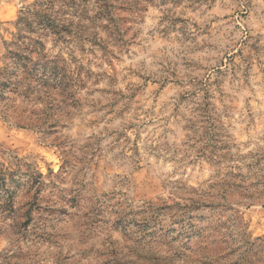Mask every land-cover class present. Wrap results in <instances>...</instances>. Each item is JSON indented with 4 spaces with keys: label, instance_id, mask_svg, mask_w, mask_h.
Wrapping results in <instances>:
<instances>
[{
    "label": "clouds",
    "instance_id": "9594fccd",
    "mask_svg": "<svg viewBox=\"0 0 264 264\" xmlns=\"http://www.w3.org/2000/svg\"><path fill=\"white\" fill-rule=\"evenodd\" d=\"M190 3L0 0V264H264V224L221 206L228 169L190 166L192 133L141 129L143 96L101 109L191 46Z\"/></svg>",
    "mask_w": 264,
    "mask_h": 264
},
{
    "label": "rangeland",
    "instance_id": "374dc122",
    "mask_svg": "<svg viewBox=\"0 0 264 264\" xmlns=\"http://www.w3.org/2000/svg\"><path fill=\"white\" fill-rule=\"evenodd\" d=\"M246 7L249 12L240 11L239 0H192L189 8L203 11L199 22H191L197 36L184 39V45L191 46L182 45L183 54L167 61V67L147 76L136 73L132 79L140 83L119 111V101L102 103L101 109H108L109 116L116 112V120L132 109L137 97L150 100L156 107L146 112L153 119L140 128L147 131L159 114L174 124L178 137L192 133L195 143L185 151L193 157L189 165L205 176L210 167L228 169L229 179L223 183L230 201L221 206L252 227L264 224V204L236 207L235 202L264 199V9L252 10L251 0ZM246 208L253 214L247 215Z\"/></svg>",
    "mask_w": 264,
    "mask_h": 264
}]
</instances>
